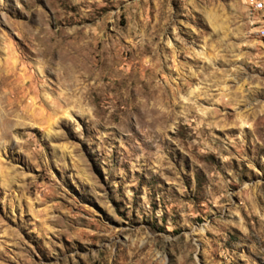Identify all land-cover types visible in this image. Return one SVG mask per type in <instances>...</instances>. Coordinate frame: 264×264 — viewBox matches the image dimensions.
<instances>
[{"label":"rangeland","instance_id":"rangeland-1","mask_svg":"<svg viewBox=\"0 0 264 264\" xmlns=\"http://www.w3.org/2000/svg\"><path fill=\"white\" fill-rule=\"evenodd\" d=\"M0 0V264H264V0Z\"/></svg>","mask_w":264,"mask_h":264},{"label":"built area","instance_id":"built-area-1","mask_svg":"<svg viewBox=\"0 0 264 264\" xmlns=\"http://www.w3.org/2000/svg\"><path fill=\"white\" fill-rule=\"evenodd\" d=\"M249 1V10L250 11H258L263 7L262 0H248Z\"/></svg>","mask_w":264,"mask_h":264}]
</instances>
